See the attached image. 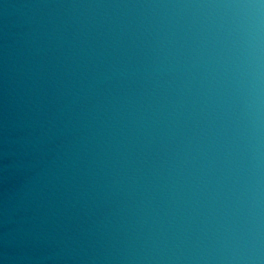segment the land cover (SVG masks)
Here are the masks:
<instances>
[{
  "label": "water",
  "instance_id": "1",
  "mask_svg": "<svg viewBox=\"0 0 264 264\" xmlns=\"http://www.w3.org/2000/svg\"><path fill=\"white\" fill-rule=\"evenodd\" d=\"M0 264H264V0H0Z\"/></svg>",
  "mask_w": 264,
  "mask_h": 264
}]
</instances>
